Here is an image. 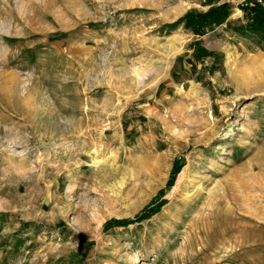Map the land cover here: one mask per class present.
Listing matches in <instances>:
<instances>
[{"label": "rangeland", "instance_id": "1", "mask_svg": "<svg viewBox=\"0 0 264 264\" xmlns=\"http://www.w3.org/2000/svg\"><path fill=\"white\" fill-rule=\"evenodd\" d=\"M221 2V22L185 25ZM250 14L237 0H0V264H264Z\"/></svg>", "mask_w": 264, "mask_h": 264}, {"label": "trees", "instance_id": "2", "mask_svg": "<svg viewBox=\"0 0 264 264\" xmlns=\"http://www.w3.org/2000/svg\"><path fill=\"white\" fill-rule=\"evenodd\" d=\"M244 12H251L250 20L247 22L249 27L253 29H262L264 24L262 20L264 19V12L259 4H254L253 6H247V4H240ZM227 2H221L211 7L203 13H193L187 12L183 16L185 20V25L192 26L196 31L201 32L202 29L212 27L214 24L219 23L227 15ZM202 28V29H201ZM148 214L142 215L147 216ZM117 224H127L129 220H114Z\"/></svg>", "mask_w": 264, "mask_h": 264}, {"label": "built area", "instance_id": "3", "mask_svg": "<svg viewBox=\"0 0 264 264\" xmlns=\"http://www.w3.org/2000/svg\"><path fill=\"white\" fill-rule=\"evenodd\" d=\"M240 4L262 3V0H237Z\"/></svg>", "mask_w": 264, "mask_h": 264}, {"label": "bare ground", "instance_id": "4", "mask_svg": "<svg viewBox=\"0 0 264 264\" xmlns=\"http://www.w3.org/2000/svg\"><path fill=\"white\" fill-rule=\"evenodd\" d=\"M182 177V176H181Z\"/></svg>", "mask_w": 264, "mask_h": 264}]
</instances>
